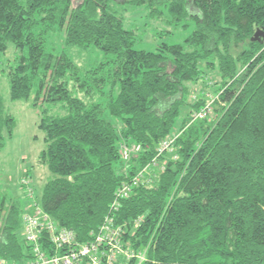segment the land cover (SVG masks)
Here are the masks:
<instances>
[{
    "label": "trees",
    "instance_id": "16d2710c",
    "mask_svg": "<svg viewBox=\"0 0 264 264\" xmlns=\"http://www.w3.org/2000/svg\"><path fill=\"white\" fill-rule=\"evenodd\" d=\"M111 1L0 0V52L8 43L16 50L4 72L9 99L34 91V106L62 103L61 113L42 111L38 124L39 160L49 171L42 210L86 240L116 189L175 135L160 158L164 169L155 167L153 182H139L117 212L119 222L142 218L129 237L146 249L142 264H264V41H251L264 31V0H192L195 13L188 0H121L174 25L194 21L182 43L154 51L135 48L134 30ZM55 30L66 47L96 49L102 60L81 69L65 51L48 49ZM203 67L216 69L221 83L209 123L191 119L207 103L187 100V83L203 79ZM4 105L0 96V149L14 127ZM123 145L140 147L127 169ZM4 194L0 259L21 263L32 257L21 236L24 204Z\"/></svg>",
    "mask_w": 264,
    "mask_h": 264
},
{
    "label": "rangeland",
    "instance_id": "374dc122",
    "mask_svg": "<svg viewBox=\"0 0 264 264\" xmlns=\"http://www.w3.org/2000/svg\"><path fill=\"white\" fill-rule=\"evenodd\" d=\"M78 1L73 0V3L76 4ZM191 1L188 0V4L190 3L189 10L191 13H195L196 10L193 9ZM110 5L123 18L125 28L134 30L135 48L138 49L154 51L161 43L180 44L194 28L193 20L183 22L187 23L186 26H178L170 23L168 19L165 20L162 16L150 17L144 6L129 7L123 4L121 0L111 1ZM164 12L166 11L164 10ZM161 15H163V12ZM48 41V49L53 47L57 52L65 51L81 69H88L102 60L101 52L96 49L66 47L63 43L62 33L57 30L51 32ZM15 54L16 50L11 43H8L4 52H0V96L5 104L6 111L14 119L11 138H7L4 146L0 149V195L5 192L4 195L19 198L25 207L29 205L31 200L25 195L21 179L26 178L29 180L34 192L33 199L40 205L41 190L49 176L47 167L39 160V154L45 148L44 132L38 126L41 113L42 111L48 114L61 113L62 103L39 102L34 106V91L26 100L11 101L9 99L7 79L4 72L7 68L9 69L6 63L11 62ZM203 70V79L196 83H187L192 91L188 94L187 100L192 102L202 98L210 105V110L205 116L207 123H209L214 119L212 110H214L215 104H212V102L219 98L217 93L221 83H216L219 79L216 69L203 67ZM68 83L71 87L72 82L68 81ZM78 95L83 96L82 94ZM187 111L188 109L182 106L181 116L186 115ZM128 164H124L125 169L128 168L126 167ZM153 180L154 178H151L149 182L152 183ZM25 211H29V209L26 208Z\"/></svg>",
    "mask_w": 264,
    "mask_h": 264
},
{
    "label": "built area",
    "instance_id": "2783aa9c",
    "mask_svg": "<svg viewBox=\"0 0 264 264\" xmlns=\"http://www.w3.org/2000/svg\"><path fill=\"white\" fill-rule=\"evenodd\" d=\"M209 110L210 105L206 104L193 114L191 119H201ZM175 138L174 135L163 139L158 145L157 156L116 189L102 221L88 233L84 241L78 240L71 229L60 227L55 223L52 217L34 201V192L29 180L21 179L25 195L31 200L20 215L21 236L29 247L32 257L21 263L0 259V264H142L146 259V249L142 246L134 247L130 241L139 228L142 218H135L128 223L119 222L117 212L121 201L128 197L139 182L149 183L151 178L156 177L155 167L164 169L165 164H159L160 158L165 153L171 152ZM139 151V146L123 145L119 152L126 164ZM26 208L29 211H25Z\"/></svg>",
    "mask_w": 264,
    "mask_h": 264
},
{
    "label": "water",
    "instance_id": "95a60500",
    "mask_svg": "<svg viewBox=\"0 0 264 264\" xmlns=\"http://www.w3.org/2000/svg\"><path fill=\"white\" fill-rule=\"evenodd\" d=\"M261 38H264V31L262 30H256V32L251 37V41H260Z\"/></svg>",
    "mask_w": 264,
    "mask_h": 264
}]
</instances>
